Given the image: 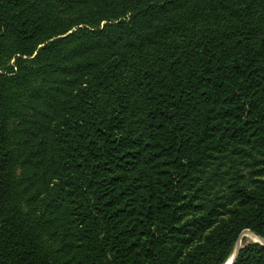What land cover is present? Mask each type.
I'll return each mask as SVG.
<instances>
[{
  "label": "trees",
  "instance_id": "trees-1",
  "mask_svg": "<svg viewBox=\"0 0 264 264\" xmlns=\"http://www.w3.org/2000/svg\"><path fill=\"white\" fill-rule=\"evenodd\" d=\"M244 230L264 0H0V264H225Z\"/></svg>",
  "mask_w": 264,
  "mask_h": 264
},
{
  "label": "water",
  "instance_id": "water-1",
  "mask_svg": "<svg viewBox=\"0 0 264 264\" xmlns=\"http://www.w3.org/2000/svg\"><path fill=\"white\" fill-rule=\"evenodd\" d=\"M253 236L255 237V239L253 240V242H258L262 245H264V239L261 238L260 236L254 234L253 232L249 231V230H244L241 235L239 236L238 240H237V243L235 245V249H234V252L232 253V255L229 257V259L225 262V264H233L237 254H238V251L240 249V246H241V238L244 237V236Z\"/></svg>",
  "mask_w": 264,
  "mask_h": 264
},
{
  "label": "rangeland",
  "instance_id": "rangeland-1",
  "mask_svg": "<svg viewBox=\"0 0 264 264\" xmlns=\"http://www.w3.org/2000/svg\"><path fill=\"white\" fill-rule=\"evenodd\" d=\"M253 237H250V236H244L241 238V244H243L244 242H248V241H253Z\"/></svg>",
  "mask_w": 264,
  "mask_h": 264
},
{
  "label": "bare ground",
  "instance_id": "bare-ground-1",
  "mask_svg": "<svg viewBox=\"0 0 264 264\" xmlns=\"http://www.w3.org/2000/svg\"><path fill=\"white\" fill-rule=\"evenodd\" d=\"M251 237H253V236H251ZM253 239H255V237H253Z\"/></svg>",
  "mask_w": 264,
  "mask_h": 264
}]
</instances>
